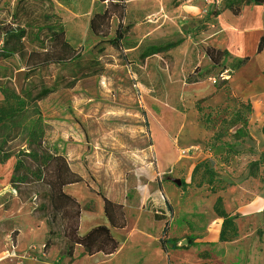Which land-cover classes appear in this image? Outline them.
I'll return each mask as SVG.
<instances>
[{
    "label": "rangeland",
    "instance_id": "1",
    "mask_svg": "<svg viewBox=\"0 0 264 264\" xmlns=\"http://www.w3.org/2000/svg\"><path fill=\"white\" fill-rule=\"evenodd\" d=\"M224 3L0 0V87L27 90L31 98L51 90L28 114L43 120L42 144L30 148L16 132L2 149L0 264L70 263L68 219L54 212L49 187L35 175L47 172L28 155L33 150L64 152L74 182L64 192L80 206V235L108 226L102 196L124 206L127 227L111 230L116 254L89 257L76 247L72 264H137L147 253L151 264H163L166 224L169 264H264V63L243 71L259 56L264 6L245 7L235 17ZM217 10L222 14L208 19ZM18 25L25 38L8 39ZM60 28L76 62L41 64L46 58L34 51L44 52ZM208 46L250 61L221 74L204 53ZM36 64L43 66L34 71ZM197 68L205 80L187 84ZM240 100L253 106L248 127L233 119ZM202 162L217 175L214 187L225 190L211 194L205 167L194 172ZM218 197L237 216L239 238L229 243L219 242Z\"/></svg>",
    "mask_w": 264,
    "mask_h": 264
},
{
    "label": "trees",
    "instance_id": "2",
    "mask_svg": "<svg viewBox=\"0 0 264 264\" xmlns=\"http://www.w3.org/2000/svg\"><path fill=\"white\" fill-rule=\"evenodd\" d=\"M223 11H229L233 16H241L245 7H262L264 6V0H224ZM19 8V6H18ZM22 14L28 15V10L25 11L26 6L23 8ZM222 14L221 10L213 11L210 13L211 18L217 19ZM18 15H21L19 13ZM210 21V20H208ZM24 25H29V20L22 22ZM209 27L202 28L201 33H205ZM26 36V30L18 25L16 29H11L6 32V37L11 40L21 41ZM264 47V36L260 38L257 53L260 54ZM205 55L209 58L215 68H222L221 74L228 72L230 74L240 70L250 61V57L245 58H233L228 50L217 49L212 46L206 47L204 50ZM3 54H7L3 51ZM37 57L46 58L41 64L46 66L50 65H68L76 62L74 57V50L66 39L65 32L62 28L53 30L48 39V48L44 52L34 51ZM228 60H231L230 67H226ZM36 64L32 69L40 68L43 65ZM200 69L197 68L194 74L187 77V84H197L205 80L206 75H201ZM216 91H220L222 86H215ZM2 99L0 100V164L7 159V156L2 155L3 146L10 140L12 135L16 132L26 135L29 147H39L42 144L43 138L46 133V127L41 117L37 119H31L28 114L31 107L35 102L46 98L51 90L49 88H43L36 97L31 98L27 95V90L22 94L17 93L6 87H0ZM238 103V109L233 115V119L241 122L244 126H249V119L253 114V106L250 101L244 102L240 100ZM137 110L144 117L146 112L137 106ZM148 127V125L146 124ZM264 133V129H263ZM60 150H56L52 154H38L34 150L28 155L35 161L39 162L41 166L46 170V176H43L42 171L35 174L38 178L44 179L50 189V202L55 213H59L64 217H67L68 224L65 228V237L68 241L66 246V257L72 264L74 261L75 248H83L86 255L92 257L98 254L105 256L114 255L119 249V242L114 237L111 229L124 230L127 227V219L124 212V206L117 204L110 199L102 196L104 203L103 210L104 215L109 223V226L99 225L93 227L87 233L79 234V219H80V206L77 201L64 192V188L72 183L69 175V166L66 160L62 156ZM6 157V158H5ZM208 162H202L198 164L194 172L196 173L200 168L205 167L208 173V185L210 187L211 194H216L218 189L220 191L225 190L224 187H214L217 181L216 173L208 165ZM21 165V164H20ZM18 165L21 169V166ZM167 209L172 214L173 208L171 204L166 201ZM214 213L222 220V225L219 233L220 243H229L239 238V229L237 226V216L228 213L224 207V202L221 197L216 199L213 207ZM9 223V222H4ZM2 223V224H4ZM6 225V224H4ZM168 235V224H166L163 230V238L161 243L162 251L168 256V251L165 246V239ZM168 242H175L174 240H167ZM188 243L191 246H195L196 242L193 239H189ZM50 247V244H47ZM46 246V247H47ZM208 254L204 253L202 258H208Z\"/></svg>",
    "mask_w": 264,
    "mask_h": 264
},
{
    "label": "crops",
    "instance_id": "3",
    "mask_svg": "<svg viewBox=\"0 0 264 264\" xmlns=\"http://www.w3.org/2000/svg\"><path fill=\"white\" fill-rule=\"evenodd\" d=\"M219 228L221 229V225H222V220L220 219L219 220ZM108 222V221H107ZM107 226V225H106ZM108 226H109V223H108ZM112 230V229H111ZM159 256H158V259L160 261H162L163 264H169V257L162 251V250H159ZM116 254V253H115ZM99 255V254H98ZM96 256V255H95ZM149 256V253H147L145 256L142 257V259L137 263V264H151L153 258L151 257H148ZM90 257V256H89ZM93 257V256H92Z\"/></svg>",
    "mask_w": 264,
    "mask_h": 264
},
{
    "label": "bare ground",
    "instance_id": "4",
    "mask_svg": "<svg viewBox=\"0 0 264 264\" xmlns=\"http://www.w3.org/2000/svg\"><path fill=\"white\" fill-rule=\"evenodd\" d=\"M263 63H264V51L261 54H259V56L257 57V59L254 62V64H252L250 66V71L249 70L247 71V69H244L243 71H246V73H248V72L251 73L254 70V68L257 69ZM243 71H242V73H243Z\"/></svg>",
    "mask_w": 264,
    "mask_h": 264
},
{
    "label": "water",
    "instance_id": "5",
    "mask_svg": "<svg viewBox=\"0 0 264 264\" xmlns=\"http://www.w3.org/2000/svg\"><path fill=\"white\" fill-rule=\"evenodd\" d=\"M178 184H180V183H178ZM183 245H186V242H183L182 246H183Z\"/></svg>",
    "mask_w": 264,
    "mask_h": 264
}]
</instances>
